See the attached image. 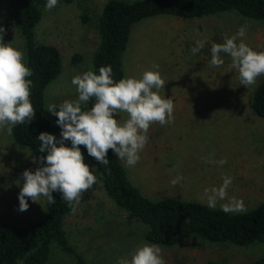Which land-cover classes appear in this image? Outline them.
<instances>
[{
	"label": "rangeland",
	"instance_id": "1",
	"mask_svg": "<svg viewBox=\"0 0 264 264\" xmlns=\"http://www.w3.org/2000/svg\"><path fill=\"white\" fill-rule=\"evenodd\" d=\"M105 1L58 0L51 10L43 8L35 26L36 40L57 45L62 57L60 73L45 89L44 112L51 119L57 117L46 110L47 106L78 99L72 79L92 70V53L99 40L97 22ZM5 4L6 0H0V26L6 28L4 42L24 53L23 39ZM243 25L247 26L244 42L264 52V20L233 9L191 18L157 14L132 25L123 54L125 77L139 79L145 71L158 70L166 82L159 94L174 103V120L167 126L151 125L140 161L134 167L125 166L144 194L207 204L205 189L221 186L227 176L232 179L229 198L243 199L247 209L264 200V118L250 107L253 90L263 75L246 88L240 84L238 72L230 67L229 56L221 54L225 62L220 67L210 65L211 45L224 43ZM198 40L205 41V47L193 55L191 48ZM117 118L124 121L128 116L121 113ZM221 159L227 160L223 166L207 162ZM84 161L98 180L65 219L76 249L94 264H117L120 259L130 260L137 248L155 244L143 239L145 226L141 221L118 207L105 192L94 163ZM40 166L27 147L17 144L6 131L0 132L1 218L23 222L42 214L46 198L42 197L40 203L29 199L24 212L19 211L18 199L24 182L22 173L26 169L34 172ZM177 176L183 180L173 185L171 181ZM226 202L219 201L217 206ZM159 246L166 264H206L210 260L215 264H249L264 254L259 241L245 245L210 242L195 234L174 245ZM67 260L69 256L53 244L46 264Z\"/></svg>",
	"mask_w": 264,
	"mask_h": 264
},
{
	"label": "trees",
	"instance_id": "2",
	"mask_svg": "<svg viewBox=\"0 0 264 264\" xmlns=\"http://www.w3.org/2000/svg\"><path fill=\"white\" fill-rule=\"evenodd\" d=\"M46 3L47 0H6L5 4L10 20L23 39L25 62L33 72L29 77L33 81L30 99L36 109L31 123L14 127L11 138L38 159L47 154L39 152L40 133L53 134L59 140L62 131L57 119L49 118L44 112L46 86L62 68L58 46L37 41L35 37V26ZM229 9L264 20V0H106L97 22L99 40L92 53V71L99 74L100 67L111 66L115 81L126 78L123 54L132 25L142 18L157 14L191 18ZM94 103L93 98L82 109L90 110ZM250 107L264 118V75L253 90ZM65 144L71 147V141ZM80 147L84 158L96 166L109 197L145 226L144 240L171 246L195 234L210 242L245 245L259 241L264 246V200L245 212L224 213L219 206L212 209L195 199L151 197L131 179L124 163L112 150L108 152V164L102 165L88 155L85 146ZM53 196L55 203L45 199L44 211L38 217L23 222L0 217V264H46L53 244L69 256L63 264H94L70 240L65 219L71 208L59 192ZM206 264L215 262L210 260ZM249 264H264V254Z\"/></svg>",
	"mask_w": 264,
	"mask_h": 264
},
{
	"label": "clouds",
	"instance_id": "3",
	"mask_svg": "<svg viewBox=\"0 0 264 264\" xmlns=\"http://www.w3.org/2000/svg\"><path fill=\"white\" fill-rule=\"evenodd\" d=\"M57 4L58 0H47L45 8L51 10ZM5 33L6 28L0 26V132L6 131L11 136L17 125L31 123L36 109L30 99L33 81L29 77L33 72L25 62L24 53L12 43L4 42ZM246 33L247 26L243 25L235 35L226 37L224 43H213L210 65L220 67L225 62L221 54L229 56L230 67L238 72L240 84L248 88L264 75V52H257L244 42ZM204 47L205 41L198 40L191 52L195 55ZM72 84L76 87L78 99L47 106L46 110L57 117L61 137L58 140L47 132L37 137L39 152L47 154L39 159L43 166L34 172L26 169L22 173L24 182L18 197L21 212L28 210L29 199L40 203L44 197L48 203L54 204V192H59L62 200L75 212L84 193L98 180L85 163L80 146H85L88 155L102 165L108 164V152L112 150L126 167H134L148 143L150 126L156 123L167 126L174 120L173 100L159 94L166 82L158 70L145 71L139 79L126 77L117 82L112 67L102 66L99 74L88 70L76 75ZM93 98L95 103L91 109L83 110L82 105ZM121 113H126L128 118L124 121L118 119ZM66 141H71V147L66 146ZM33 162H36L35 157ZM207 162L223 166L227 160ZM182 180V176H177L171 183L176 185ZM231 184V177L226 176L221 186L205 189L207 206L215 209L219 201L227 200L221 205L224 213L247 211L243 199L229 198ZM117 264H166V261L159 245L145 244L132 253L130 260L120 259Z\"/></svg>",
	"mask_w": 264,
	"mask_h": 264
}]
</instances>
